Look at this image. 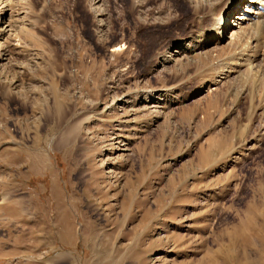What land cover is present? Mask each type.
Listing matches in <instances>:
<instances>
[{
    "label": "rangeland",
    "instance_id": "obj_1",
    "mask_svg": "<svg viewBox=\"0 0 264 264\" xmlns=\"http://www.w3.org/2000/svg\"><path fill=\"white\" fill-rule=\"evenodd\" d=\"M9 1L0 264H236L248 212L264 243V26L206 42L198 0Z\"/></svg>",
    "mask_w": 264,
    "mask_h": 264
},
{
    "label": "bare ground",
    "instance_id": "obj_2",
    "mask_svg": "<svg viewBox=\"0 0 264 264\" xmlns=\"http://www.w3.org/2000/svg\"><path fill=\"white\" fill-rule=\"evenodd\" d=\"M99 1H101V0H97V2H99ZM9 3H10L9 0H0V60H3L4 59V56H7V52H8L6 50V48H7L6 44L8 42L5 43L4 40H6V38H8L9 36H12L13 35V32L16 31V24L12 22L13 20L12 21H11V19H9V21H5L4 20L5 19V15L7 14L8 11H11L10 13L13 12V10H11V8L9 6L10 5ZM192 9H194V11H195L196 18H197L198 15H200L197 18L198 20L195 19V22L198 23V21L201 20V23L200 24L202 26H204V31L206 30L207 32H209L210 30L214 29L216 27V25H218V27L216 28V30H215L214 34L212 35V37L211 38H207L206 42H213L215 39H220L221 37H222V40H223L224 38H226V33L228 32V30L230 28L231 29L232 28L234 29V27H238L237 29H239V32L235 34L234 31H233L231 33V37L230 38L233 37L234 40L237 39V42L243 40L244 36H246V34H244V32L242 31V27H241V24L243 23V20H250V22L252 21L253 24H255L257 31L262 26H264V0H198L192 6ZM198 10H203L205 12L206 11L208 12V11L211 10L210 13L208 12L209 13L208 17H210V20L209 21L207 20L208 25H205L204 24V22L207 19V17H204L202 15V13L196 12ZM219 11H220V13H219ZM222 19H223V23L221 25L220 22L222 21ZM3 24L5 25L4 27H3ZM205 26H207V27H205ZM6 28H8V29H6ZM248 39L256 40V34L253 37H250V36L249 37H246V40H248ZM245 47H246V49L249 48L248 46H244L242 48L236 47V50L235 51H238L235 54L236 57H239L240 55L245 54V52H244L245 51ZM119 48H118V50H119ZM175 49H178L177 44H176ZM234 49H235V47H234ZM169 52L170 51H168V54H169ZM177 52L178 51H176V50L173 51L174 54L177 53ZM162 56H164V55H161V57ZM158 57H160V56H158ZM168 57H169V55H167V58ZM170 57H171V54H170ZM164 58H166V56ZM230 64H231V61L222 63L219 71L217 72L216 77H219L222 73H224L227 70H229ZM213 81H214V79H213ZM8 93H9V91H8ZM8 95H10V94H8ZM8 95H6V96H8ZM119 100L121 101V103H124L125 102L124 99H119ZM144 100H142V101L146 102L148 100V98L145 97ZM157 104H158V102H156V105ZM67 135H65V136H67ZM67 138H68V136H67ZM64 139H65V137H64ZM224 141H226V140H224ZM4 198H6V197H4ZM6 199H2V200H6ZM248 204L246 205V206H248V208H246L247 210L250 207ZM252 206H253V204H251V208H252ZM248 213H247V215H245L246 216V218H245V224H247V234H245V236L243 238H240L241 243L239 242L238 238L236 237V234H232L233 236H230V242L234 246V248L236 246H240L242 248H247V250H246L247 252H244L243 251V254L242 255L239 256V254H238V256H236V258L238 260V261H236L237 262L236 264H260L258 261H256L255 259H253V258H255L254 256H253V258H251L250 256H248V251L253 252V254L256 255V256H257V254H260L261 255V253H258V251L260 250V248L262 247V245L261 246H258V245H260V244L263 243L262 240H261L263 238H261V235H260L262 233L259 234L257 232V229L255 228V225L259 226L260 224L254 223L253 222V218L250 215L251 213L250 212H248ZM256 218H257V215H256ZM258 219H259V217H258ZM254 221H255V219H254ZM263 222H262V224H263ZM253 225H254V227H253ZM244 229H246V228H244ZM253 232H255L258 235L259 238H261V239H258V241L260 240L262 243L257 244V245L254 244L255 239L253 240L250 237V235H253L252 234ZM245 233H246V230H245ZM230 245H229V247H232ZM257 247H259L258 248L259 250L257 249ZM240 251H242V250H240ZM240 251H239V253H240ZM230 252H231V250H230ZM242 258H245V262L244 263L241 262V259ZM228 264H230V263H228Z\"/></svg>",
    "mask_w": 264,
    "mask_h": 264
}]
</instances>
